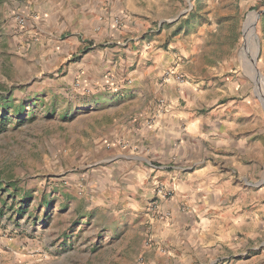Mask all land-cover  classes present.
<instances>
[{
  "label": "rangeland",
  "instance_id": "374dc122",
  "mask_svg": "<svg viewBox=\"0 0 264 264\" xmlns=\"http://www.w3.org/2000/svg\"><path fill=\"white\" fill-rule=\"evenodd\" d=\"M51 5L50 0H0V20H13L16 32L37 30ZM150 13L147 32L133 34L136 40L120 32L112 43L91 42L83 49L113 47L112 64L122 74L127 66L118 62L125 60L124 49L139 48L149 40L134 42L164 29L162 45L178 36L184 47L163 73L165 80L181 74L184 82L178 85L189 93L176 102L177 114L257 116L256 126L237 131L247 134V146L245 152L227 149L225 169L227 207H240L242 214L262 209L252 224L243 223L247 231L259 233L248 239L246 254L253 252L250 246L264 240V0H156ZM19 15L25 18L23 27ZM250 15L256 16L255 47L250 41L244 50ZM120 21L115 20L118 28ZM79 28L73 21L52 24L32 39L72 40L82 34ZM79 52L56 62L50 58L45 71L35 61L36 49L28 58L12 54L27 69L0 65V97L10 102L0 108V185L7 188L0 191V264H142L147 248L155 245L152 224L162 219L151 206L158 202L141 201L122 166L114 167L105 147L95 143L106 132L109 116L132 115L131 102L148 113L146 101L127 97L109 105L105 86L94 93L78 91L79 83H68L62 70ZM257 218L263 222L257 224ZM233 253L213 264H233L240 257Z\"/></svg>",
  "mask_w": 264,
  "mask_h": 264
},
{
  "label": "crops",
  "instance_id": "0c3cea01",
  "mask_svg": "<svg viewBox=\"0 0 264 264\" xmlns=\"http://www.w3.org/2000/svg\"><path fill=\"white\" fill-rule=\"evenodd\" d=\"M50 1L51 9L41 18L37 30L46 33L43 27L73 21L80 26L82 34L58 42L39 34L42 37L33 40L37 30L26 27L16 32L13 20L5 23L0 20V65L4 63L18 70L25 61L20 64L21 59L12 54L28 58L36 49L35 61L40 62L41 70L45 71L51 59L56 62L59 57L66 59L70 53L80 51L77 59L62 70L68 83L72 84L73 80L79 83L78 91L94 93L106 88L104 99L109 105L119 98L121 102L126 101L127 97L146 101L148 113L144 112L145 107L139 109L131 102L128 109L132 115L109 116L106 132L95 142L105 147V157L114 167L122 166L130 190L141 201L155 198L162 211L170 212L168 219L154 220L155 245L147 248L150 253L142 264H213L225 258L229 251L240 256L233 264H264V240L250 246L249 249L255 251L246 254L248 239L259 233H254L253 229L247 231L243 226L247 220L252 224V217H258L262 209L242 214L240 207L226 205L227 149L235 147L245 152L247 134L237 131L256 126L257 116H244L242 120V116L177 114L176 102L184 100L189 93L184 86L176 84L173 77L165 80L163 73L173 64L176 54H183L184 47L178 36L168 40L166 46L162 45L164 29L134 42L144 44L149 40L143 46L129 45L124 49L125 60L118 62L127 66L122 74L115 73L113 47L92 48L100 41L114 42L120 32H126L128 39L137 38L132 37L137 32H147L156 0ZM115 20H121L123 25L118 28ZM91 42L92 46L84 50ZM24 66L27 69V65ZM167 106L170 109L162 112ZM110 180L107 183L110 184ZM158 183L173 186L174 196L164 198L156 192ZM3 190L7 188L0 185V191ZM256 222L263 221L257 218ZM2 243L0 237V252Z\"/></svg>",
  "mask_w": 264,
  "mask_h": 264
},
{
  "label": "built area",
  "instance_id": "2783aa9c",
  "mask_svg": "<svg viewBox=\"0 0 264 264\" xmlns=\"http://www.w3.org/2000/svg\"><path fill=\"white\" fill-rule=\"evenodd\" d=\"M18 23H19V27H23L24 22H25V18L22 15L18 16ZM174 80L176 81V83H182L184 82L183 76L179 73H175L173 76ZM169 108L166 107L165 112L168 111ZM156 189L158 191V193H161V195L166 196V197H172L175 191V188L173 186L171 187H167L164 186L163 184L158 183L156 185ZM151 208H153L154 211H156L159 215V218L162 220L168 219L170 216V212H164L161 209H159V206L157 204L151 206Z\"/></svg>",
  "mask_w": 264,
  "mask_h": 264
},
{
  "label": "bare ground",
  "instance_id": "6f19581e",
  "mask_svg": "<svg viewBox=\"0 0 264 264\" xmlns=\"http://www.w3.org/2000/svg\"><path fill=\"white\" fill-rule=\"evenodd\" d=\"M255 15H250L248 19L246 20L245 24V35H246V40L244 44V50H249V42H252V48L255 47V39L256 37L254 36V30H253V24L255 21ZM256 57V56H255Z\"/></svg>",
  "mask_w": 264,
  "mask_h": 264
},
{
  "label": "trees",
  "instance_id": "16d2710c",
  "mask_svg": "<svg viewBox=\"0 0 264 264\" xmlns=\"http://www.w3.org/2000/svg\"><path fill=\"white\" fill-rule=\"evenodd\" d=\"M7 98L4 96V97H0V108H2L3 110H5V108H7L8 107V105H9V101L8 100H6ZM2 111V110H1ZM3 117V116H2ZM48 117H50V116H48ZM24 202H26L25 200H24Z\"/></svg>",
  "mask_w": 264,
  "mask_h": 264
},
{
  "label": "water",
  "instance_id": "95a60500",
  "mask_svg": "<svg viewBox=\"0 0 264 264\" xmlns=\"http://www.w3.org/2000/svg\"><path fill=\"white\" fill-rule=\"evenodd\" d=\"M258 14H259V12L256 15H258Z\"/></svg>",
  "mask_w": 264,
  "mask_h": 264
}]
</instances>
